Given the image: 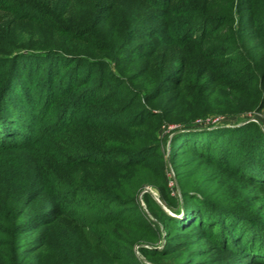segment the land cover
I'll return each mask as SVG.
<instances>
[{
  "label": "rangeland",
  "instance_id": "374dc122",
  "mask_svg": "<svg viewBox=\"0 0 264 264\" xmlns=\"http://www.w3.org/2000/svg\"><path fill=\"white\" fill-rule=\"evenodd\" d=\"M158 3H162V0H66L59 10H55L53 18L31 7L23 8L22 11L32 17L22 24V28L34 27V37L39 39H60L57 32L60 21L70 26L67 28L68 35L63 38L72 48L69 50L71 55L65 54V58H62L70 66L62 76L69 80L68 84L75 85V82L81 81L85 72L81 69L77 73V69L91 63L93 70L86 74L87 86L96 84L110 93L108 98H103L96 96L97 92H88L86 103L96 98L102 99V103L90 104L84 111L83 121L70 126L68 134L62 139L74 143L73 140L77 138L87 146V141L98 137L97 144L93 146L98 149L99 145L103 152L82 156L106 157V152L109 154L105 160L109 165L95 172L70 168L71 155L53 150L46 142L38 143V146L47 150L46 153L50 148L51 159L37 158L32 153L0 159L1 165H4L3 168L0 165V251L12 247V252L5 258L7 263L2 264H132L133 261H138L135 264H234L228 255L212 246L209 237L200 233V229L192 225L193 222L175 226L166 219L153 216L146 206L145 195L149 194L175 221H182L187 215L200 218L203 215L201 211L185 210L187 201L180 183L195 187L193 191L188 188L189 195L205 194L200 197L203 201L208 196L220 197L224 191L212 167L198 157L191 158L179 152L180 145L179 142L174 143L173 134L178 126L176 123L180 117L187 115L192 105H196L205 107L204 111L207 112L204 115L208 114L197 120V124L227 129L253 122L264 132V85L257 87L254 82V101L262 99L263 108L238 116L220 114L226 109L235 108V105L228 104L217 95L202 98L199 104L180 96L178 82L182 73L179 67L182 65V55H191V52L185 41L183 46L175 43L184 32H195L197 26L192 24V15L185 8L183 0L172 14L161 12ZM251 18L250 26H256L254 30L257 29L264 36V0H257ZM133 27L137 31L127 36L126 30ZM90 29L92 32H88ZM78 53L82 56L78 57ZM94 54L102 58L92 61L89 55ZM35 55H39L38 58H32ZM35 55L32 53L22 59V72L31 77L35 75V80H43V71L36 74L28 69L33 64L35 68L33 62H43L49 55ZM55 66L56 71L62 67L61 64ZM71 71H75L74 76ZM98 72L101 76L94 74ZM229 72L224 79L231 76ZM236 73H241V70ZM166 75H169L167 80ZM94 79L100 81L93 83ZM233 79L239 87L243 85V89L247 88L236 76ZM215 81L210 80L207 87ZM66 83H63V87ZM164 85V95L158 101L147 104L143 98ZM32 89L36 94L37 87ZM258 91L260 94H257ZM174 109L177 111L170 114ZM154 115L160 116L155 118ZM136 120L140 121L133 123ZM145 120H148L147 124L140 128L139 124ZM135 139H140L139 143L147 147L145 155L139 159L145 160L150 169L159 170L165 165V201L169 206L162 203L157 190L149 185H144L137 195L138 207L148 224L138 220L136 211L128 209L125 201L120 202L122 209L116 211L110 206L115 197L109 200L92 188H66L68 183H81V177L85 176H89L87 180L91 179L95 185L116 184L114 181L120 175L119 167L127 161L125 155L132 149ZM183 140L185 142L186 139ZM119 145L121 148H118ZM22 162L32 164L28 173L18 166ZM15 167L22 172L17 173ZM36 169L49 172L46 180L38 178ZM43 189L54 192L42 193ZM247 196L254 200V191L249 190ZM177 202L180 204L178 211L173 208ZM252 205L254 207V203ZM255 206L264 209L261 203ZM261 212L264 215V211ZM21 221L29 222L27 228L16 232L17 228L14 230L13 225L18 226ZM144 231L145 234L139 233ZM129 235L136 237L135 240H128ZM100 244L109 246L112 252H107ZM17 255L18 260L15 259ZM122 255H128V258H122Z\"/></svg>",
  "mask_w": 264,
  "mask_h": 264
},
{
  "label": "trees",
  "instance_id": "16d2710c",
  "mask_svg": "<svg viewBox=\"0 0 264 264\" xmlns=\"http://www.w3.org/2000/svg\"><path fill=\"white\" fill-rule=\"evenodd\" d=\"M183 1L185 8H188L192 15V24L197 27L195 32L193 30L184 32L175 43L181 46L185 41L191 52V55H182V65L179 67L182 77L178 82L180 96L198 104L202 98H209L212 95L222 97L228 104L235 105V108L220 113L226 116H238L261 110L262 99L254 101V82L257 87L264 85V36L257 29L254 30L256 26H250L257 0ZM65 2L66 0H0V159L4 156L21 157L25 153L36 154L37 158L42 156L51 159L50 148L48 147L49 153H46L47 150H42L38 146V143L46 142L53 150L67 156L71 155L70 168L95 172L107 168L109 164L105 159L109 153L105 152L106 157L82 155L103 152L99 145L98 149L93 146L97 144L98 137L94 136L93 141H87L89 142L87 146L77 138L73 140L74 143L62 139L68 134L70 126L83 121L84 111L90 104L102 103V99L97 98L88 101L89 104L86 103L88 92H97L95 95L103 98H108L110 93L103 91L96 84L93 87L87 86V72L93 70L91 63L77 69V73L83 69L85 76L81 81L75 82V85L68 84L69 80L62 78L63 73L70 68L68 61L62 58H65V54L71 55L69 50L72 49L68 46L67 39L63 38L68 35L67 28L70 27L66 22L60 21L57 30L60 39L52 37L50 39L52 41L35 36L39 39L37 40L34 37V27L22 28V24L30 21L29 18L32 17L22 11L24 7H31L53 18L55 10H59ZM179 2L180 0H162V3H158V8L161 12L172 14ZM134 31H137L134 27L127 29L126 35ZM32 53L49 55L43 62L41 60L33 62L35 68L33 64L28 69L36 74L43 71V80H35V75L31 77L28 73L22 72L24 69L22 59ZM77 56L80 57L82 54L78 53ZM89 57L92 61L102 58L95 54ZM52 59L56 61L52 62ZM56 64H61L60 70L56 71ZM237 70H241V73L237 74ZM74 72L71 71L73 76ZM227 72L231 76L224 79ZM94 74L101 76L100 72ZM168 76L166 75V80ZM233 76L244 82L247 88L243 89V85L239 87ZM69 78H72V75H69ZM212 79L216 81L207 87V83ZM95 81L100 79H94L93 83H96ZM64 82L67 83L63 87ZM34 87H37L36 94L33 93ZM164 88L165 85L154 89L143 99L147 104L150 101H158L164 95ZM207 93L208 95L204 96ZM257 94H260V91ZM137 100L139 102V97ZM77 108H80L79 111L73 113ZM204 108L192 105L187 115L180 117L176 123L177 129L173 133L174 143L179 142V152L182 151L191 158L193 156L200 158L216 171V180L223 188V195L208 196L209 198L206 197V201H203L200 197L205 194L197 190L202 195H189L188 188L193 191L195 187L193 189L189 184L180 183L185 201L187 204L191 202L188 205L185 203V210L194 209L203 213L200 218L187 215L182 221L171 219L149 194L145 195L146 206L153 216L166 219L175 226L193 222L192 225L200 229V233L209 237L212 246L228 255L234 264H264V215H261L264 209L255 206L258 203L264 206V132L253 122L227 129L223 126L197 124V120L208 116L204 115L207 112ZM176 111L177 109H174L170 114L173 115ZM159 116L154 115L155 118ZM138 121L140 120L133 123ZM147 121L140 123L139 127H145ZM49 131L51 133H48ZM183 139H186L185 142ZM133 142L132 149L125 155L127 161L119 167L120 175L117 181H114L116 184L95 185L91 183V179L87 180L89 176H85L81 177V183H68L66 188L78 187L81 190L92 188L107 196L109 200L115 197L110 206L116 211L122 209L120 202L125 201L128 209L136 211V218L148 224L138 207L137 195L144 185H149L157 190L162 203L169 206L165 201L167 186L164 176L165 165L159 170L150 169L149 165L144 163L145 160L139 159L145 155L147 147L139 143L140 139ZM118 148H121L120 145ZM37 158L36 161L40 162ZM3 166L1 165V168ZM18 166L28 173L32 164L22 162ZM36 170L38 178L46 180L49 172ZM15 171L22 172L18 167H15ZM16 176L19 178V175ZM248 189L254 191V200L248 198ZM44 192L54 191L43 189L42 193ZM179 206L177 202L173 208L178 211ZM28 221H21L18 226L13 225L14 230L17 228L16 232H21L23 228H27ZM139 233L145 234V231ZM135 238L132 235L128 236L130 241H134ZM100 246L107 252H112L109 246L104 244ZM10 252L12 247L0 251V264L7 263L5 258ZM122 258H128V255H122ZM15 259L18 260L19 255ZM135 262L138 261H133L132 264Z\"/></svg>",
  "mask_w": 264,
  "mask_h": 264
}]
</instances>
